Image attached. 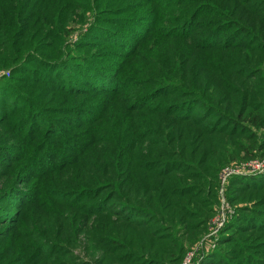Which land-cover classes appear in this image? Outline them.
<instances>
[{
    "label": "trees",
    "instance_id": "1",
    "mask_svg": "<svg viewBox=\"0 0 264 264\" xmlns=\"http://www.w3.org/2000/svg\"><path fill=\"white\" fill-rule=\"evenodd\" d=\"M257 157L264 0H0V264H180ZM263 174L197 264H264Z\"/></svg>",
    "mask_w": 264,
    "mask_h": 264
},
{
    "label": "built area",
    "instance_id": "2",
    "mask_svg": "<svg viewBox=\"0 0 264 264\" xmlns=\"http://www.w3.org/2000/svg\"><path fill=\"white\" fill-rule=\"evenodd\" d=\"M233 165H228L222 170L221 179L223 184L226 182L228 177L233 174L238 175L264 171V161L257 162L255 165L250 163H247L244 166L237 164ZM223 191L224 187L220 188L221 203L218 205L216 214L211 220L209 234L204 237L200 244H196L187 252L180 264H197L199 262V258L203 256L206 248L211 247V249H213L216 246L215 243L220 237L221 230L229 221V219L232 218L234 213V209L230 206V203L225 198Z\"/></svg>",
    "mask_w": 264,
    "mask_h": 264
},
{
    "label": "rangeland",
    "instance_id": "3",
    "mask_svg": "<svg viewBox=\"0 0 264 264\" xmlns=\"http://www.w3.org/2000/svg\"><path fill=\"white\" fill-rule=\"evenodd\" d=\"M262 161H264V157L263 158L257 157V158H253V159H249V160H245V161L243 160V161H240V162L239 161H236V162H233V164L243 165L244 166L245 164L250 163V164H254L255 165V163L262 162ZM233 164H231V165H233ZM227 166L223 167L222 170L224 168H226ZM233 166H236V165H233ZM222 170H221L220 175H219V182H218V188H217V194H218L219 204L221 203V199H220V188L224 187V191H223L224 192V196L228 200V202L230 203V206L234 209V213H233V216H234L237 213L238 206H240L242 204H234V203L231 202V200L229 198V179L231 177H233V176H252L253 174H255V175H257V174H263L264 171H259V172H255V173H244V174H238V175L233 174V175H230L228 177V179L226 180V182L223 184L222 179H221ZM209 230H210V228L208 226L207 235L209 234ZM202 237H204V235ZM200 240L197 241L196 244H200V242H201ZM218 243H219V241H216V243H215L216 246L213 249H211V247L206 248L205 252L206 251H209V250H214L219 245ZM193 247H191V248H193ZM75 252L77 254H79L80 256H85L84 249L82 247L77 248V250Z\"/></svg>",
    "mask_w": 264,
    "mask_h": 264
}]
</instances>
